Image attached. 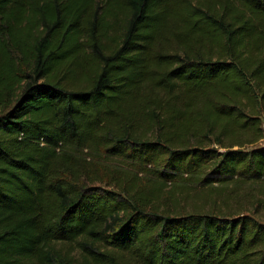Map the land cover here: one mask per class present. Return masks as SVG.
Returning <instances> with one entry per match:
<instances>
[{
	"label": "trees",
	"instance_id": "obj_1",
	"mask_svg": "<svg viewBox=\"0 0 264 264\" xmlns=\"http://www.w3.org/2000/svg\"><path fill=\"white\" fill-rule=\"evenodd\" d=\"M262 115L264 0H0V264H264Z\"/></svg>",
	"mask_w": 264,
	"mask_h": 264
},
{
	"label": "rangeland",
	"instance_id": "obj_2",
	"mask_svg": "<svg viewBox=\"0 0 264 264\" xmlns=\"http://www.w3.org/2000/svg\"><path fill=\"white\" fill-rule=\"evenodd\" d=\"M24 84V82H22V83H19V82H15L13 85H14V90H13V93L14 92H20V90H22V88H23V85ZM12 101V92L11 93H8V94H6L5 95V100H4V103L6 104V103H8V102H11ZM2 107H4V105L2 106ZM262 119H263V126H264V115H262ZM260 143H262V144H264V138L263 139H261L259 142H258V144H260ZM107 177H106V175H105V182H100V183H98V184H100V185H102V186H105V187H108V181H109V179H106ZM170 186V185H169ZM164 192L166 193V194H169L170 192H171V189H170V187H166L165 188V190H164ZM231 195V192H230V188H227L226 190H224L222 193H221V195H219L218 194V201H221L222 200V198H225V196H230ZM76 247H77V244H75V243H73V244H64V245H62V247H61V249H64V252H68V253H71V252H73V254H75L76 256H79V253H78V251L77 250H75L76 249Z\"/></svg>",
	"mask_w": 264,
	"mask_h": 264
}]
</instances>
